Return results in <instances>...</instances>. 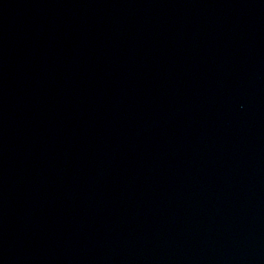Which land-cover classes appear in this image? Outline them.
Here are the masks:
<instances>
[{
  "label": "water",
  "instance_id": "obj_1",
  "mask_svg": "<svg viewBox=\"0 0 264 264\" xmlns=\"http://www.w3.org/2000/svg\"><path fill=\"white\" fill-rule=\"evenodd\" d=\"M0 264H264V0H0Z\"/></svg>",
  "mask_w": 264,
  "mask_h": 264
}]
</instances>
